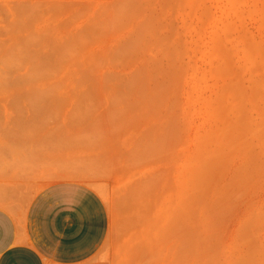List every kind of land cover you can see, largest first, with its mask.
I'll return each mask as SVG.
<instances>
[{"label":"rangeland","instance_id":"obj_1","mask_svg":"<svg viewBox=\"0 0 264 264\" xmlns=\"http://www.w3.org/2000/svg\"><path fill=\"white\" fill-rule=\"evenodd\" d=\"M16 107L104 199L95 264H264V0H0Z\"/></svg>","mask_w":264,"mask_h":264},{"label":"crops","instance_id":"obj_2","mask_svg":"<svg viewBox=\"0 0 264 264\" xmlns=\"http://www.w3.org/2000/svg\"><path fill=\"white\" fill-rule=\"evenodd\" d=\"M46 122L0 110V264H95L109 210L93 187L50 175L57 149L33 138Z\"/></svg>","mask_w":264,"mask_h":264},{"label":"bare ground","instance_id":"obj_3","mask_svg":"<svg viewBox=\"0 0 264 264\" xmlns=\"http://www.w3.org/2000/svg\"><path fill=\"white\" fill-rule=\"evenodd\" d=\"M106 161H107V159H106ZM62 171H63V170H62ZM106 174H107V173H106ZM106 174H105V175H106ZM65 175H66V174H65ZM70 175H72V174H70ZM63 176H64V175H63ZM73 176H74V175H73ZM68 177H69V176H68ZM75 177H76V176H75Z\"/></svg>","mask_w":264,"mask_h":264}]
</instances>
